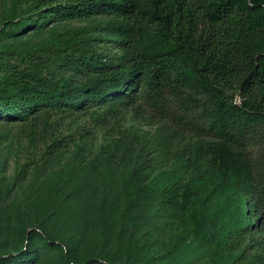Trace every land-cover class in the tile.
I'll return each mask as SVG.
<instances>
[{"label":"trees","instance_id":"1","mask_svg":"<svg viewBox=\"0 0 264 264\" xmlns=\"http://www.w3.org/2000/svg\"><path fill=\"white\" fill-rule=\"evenodd\" d=\"M23 1L0 20V125L18 145L16 173L0 165V264L230 261L231 236L264 216V160L247 150L264 137V0ZM46 17L102 23L39 39ZM142 112L180 140L172 157L152 162Z\"/></svg>","mask_w":264,"mask_h":264},{"label":"rangeland","instance_id":"2","mask_svg":"<svg viewBox=\"0 0 264 264\" xmlns=\"http://www.w3.org/2000/svg\"><path fill=\"white\" fill-rule=\"evenodd\" d=\"M16 0H0V20L2 21L5 17V14H9V8L12 9L13 6L15 5ZM29 2H27L26 0H24L22 3H19V6H17L18 10H21L23 8V6H29L28 5ZM4 17V18H3ZM37 17V16H35ZM46 21V22H44ZM39 22H44L45 24H43L42 26V36L39 39H43V38H49L54 36V34L57 32L61 36H63L64 38H66V34L65 32L67 31L68 28L72 27L74 29H76L79 33L77 35H88V34H92L95 35L97 34V27H100V22L102 23V20L100 19H96L94 17H89V18H75V19H61L59 22L56 20H52L51 22L49 21V19L46 17L44 19H41ZM41 48V47H40ZM42 49V48H41ZM43 52V50H42ZM39 56H41V53L39 54ZM44 59L47 60V58H45L44 56H42ZM81 65L80 67V71L79 74H83V68H85V66L81 63H79ZM56 68L54 67L53 70H55ZM88 72V71H87ZM87 75V74H86ZM109 119L105 122V125L102 126L101 130H102V134L103 136H108L113 134L116 131V127L119 128V126H116V121L115 120H120L122 126H126L129 125L128 120V116L126 113H120L117 116H112V117H108ZM150 118V117H149ZM140 119H141V126H144L146 128H150L153 129V133L158 137V140L160 141V144H158L156 142V140H153V144L150 145L147 149L149 157L153 158V163L155 161H157V158H159L161 161L165 159V155H171V157L174 155V149L179 145V141L180 140H175L172 144H169L168 142L165 141V139L161 136V134L159 133V131H157L159 123H152V122H148L147 120V113L146 112H142L140 114ZM132 122V121H131ZM163 125V122H162ZM17 128L16 127H11V126H5V125H0V135L2 134L3 138L1 139L2 141L5 140L4 143L0 142V165L1 166H7V168L9 169V173L10 174H15L16 171L18 170V164L17 162H14L13 159V153L14 151L17 149L18 145L12 144L9 147V151H8V146H9V142L10 139L12 137L13 134H15ZM166 130V135H168L167 130ZM1 138V137H0ZM72 147V146H71ZM11 150L13 153H11ZM247 150H249L250 152V156L252 158H258V162H263L264 160V137H257V139H250L248 141V147ZM71 155V151L68 150L65 154H64V159H61V161H66L67 159H69ZM23 159V158H22ZM24 161H21V164ZM20 164V165H21ZM19 165V166H20ZM59 166V165H58ZM57 167V166H56ZM31 168V172H34V169H32V165L29 166V169ZM256 172L258 173L259 177H263L264 178V171L261 170L260 168L256 169ZM261 173V174H259ZM22 178V177H21ZM23 179V178H22ZM34 175L32 174V176H30L28 178V180L24 183L26 186L28 185V183H30L31 181H33ZM35 183H39V181H35ZM259 184H262L264 186V179L260 180L259 179ZM26 188L23 187H18V189H14L12 192V196L10 200L11 205L16 209V203L13 200V198H24L26 196ZM29 194V192H28ZM249 200V198H246ZM18 203V202H17ZM151 212V211H150ZM250 213H252V215L254 216V214H259L260 212H258L256 210V212L251 211L250 208ZM24 215V214H23ZM259 217L260 220L264 221V216H257ZM256 217V218H257ZM254 220V218H253ZM259 220V222L256 221V223H258L257 226L253 227L251 222L246 224L245 230H241L240 233H237L233 236H231V241H232V245L234 247V252L235 255L232 257V259H230V261H227L226 264H264V223ZM150 225V224H148ZM158 225V224H157ZM263 226V228L261 227ZM152 226H148L147 228H151ZM151 230V229H149ZM152 231V230H151ZM13 231H11L9 229V227L6 225L5 222L1 223L0 220V241H6V239L8 238L9 240L13 238L12 235ZM100 242V241H97ZM9 246L11 247V249H18L20 248L21 244L17 243V244H13L10 241H8ZM9 247V248H10ZM204 252L201 250L195 252L194 254L191 253L190 257H191V262L193 264H216V259H211L209 260V258H204L203 256Z\"/></svg>","mask_w":264,"mask_h":264}]
</instances>
